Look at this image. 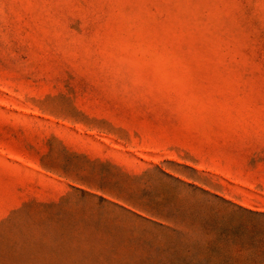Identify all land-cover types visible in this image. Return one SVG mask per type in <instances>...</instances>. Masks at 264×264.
I'll use <instances>...</instances> for the list:
<instances>
[{"label":"rangeland","instance_id":"obj_1","mask_svg":"<svg viewBox=\"0 0 264 264\" xmlns=\"http://www.w3.org/2000/svg\"><path fill=\"white\" fill-rule=\"evenodd\" d=\"M0 264H264V0H0Z\"/></svg>","mask_w":264,"mask_h":264}]
</instances>
